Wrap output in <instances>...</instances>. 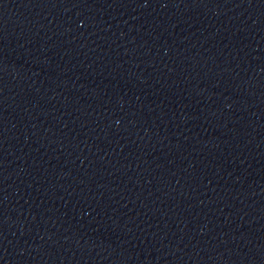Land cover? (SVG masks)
Returning a JSON list of instances; mask_svg holds the SVG:
<instances>
[{
	"label": "water",
	"instance_id": "water-1",
	"mask_svg": "<svg viewBox=\"0 0 264 264\" xmlns=\"http://www.w3.org/2000/svg\"><path fill=\"white\" fill-rule=\"evenodd\" d=\"M0 264H264V0H0Z\"/></svg>",
	"mask_w": 264,
	"mask_h": 264
}]
</instances>
